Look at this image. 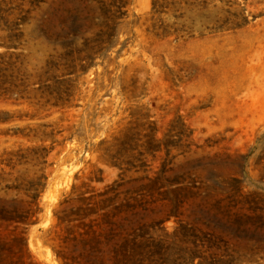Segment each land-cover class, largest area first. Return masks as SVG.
Listing matches in <instances>:
<instances>
[{"label":"rangeland","instance_id":"obj_1","mask_svg":"<svg viewBox=\"0 0 264 264\" xmlns=\"http://www.w3.org/2000/svg\"><path fill=\"white\" fill-rule=\"evenodd\" d=\"M173 1L0 0V264H264V0Z\"/></svg>","mask_w":264,"mask_h":264},{"label":"trees","instance_id":"obj_2","mask_svg":"<svg viewBox=\"0 0 264 264\" xmlns=\"http://www.w3.org/2000/svg\"><path fill=\"white\" fill-rule=\"evenodd\" d=\"M174 5L178 4L176 0L173 1ZM165 5V4H164ZM163 3H158V0H153V10L155 12H161L163 9ZM29 12V9L26 10ZM173 31H178V28H174ZM5 55L0 53V59L2 60ZM29 84H25L24 88L17 90L18 96L21 98H36V94H32L28 88H26ZM49 100H46V102ZM10 172L6 173L4 171L0 172V190L7 191L14 189L17 192L19 190H23L25 192L26 198H20L17 194L10 199H6L5 197L0 196V234L2 231H6L10 226H13L12 229L8 230L10 233L11 238L9 240L16 241L21 239V236L16 233L17 226L20 224H25L29 221V219L34 215L35 210L33 205L36 203V200L39 196L41 183L39 182L40 179L45 178L43 176L38 177L37 182H29L27 185H23L22 182H19V178L16 177L14 181L9 182ZM16 181V182H15ZM122 184L117 182L116 180L113 181L111 185L107 186L103 192H99L98 194H92L87 197L83 196L84 192H81L78 195L79 201L85 203V207H78L77 210L89 211V213H95L96 210H93V205L97 206L98 203L104 204L107 201H112L115 198L120 196V192L116 190ZM148 185H143L141 188H144ZM139 189V188H138ZM138 189L134 190L137 191ZM140 190V189H139ZM114 193L112 196H109V193ZM108 195V196H107ZM100 197L99 200L97 198ZM93 201L94 204H90ZM127 205V204H125ZM123 204H119L116 208H121ZM100 209H104L107 205L100 206ZM87 213V214H89ZM9 236V235H8ZM2 237L0 236V239Z\"/></svg>","mask_w":264,"mask_h":264}]
</instances>
